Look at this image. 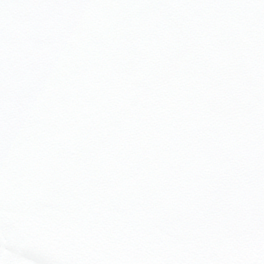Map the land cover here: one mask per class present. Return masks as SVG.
I'll return each instance as SVG.
<instances>
[{"label":"water","instance_id":"obj_1","mask_svg":"<svg viewBox=\"0 0 264 264\" xmlns=\"http://www.w3.org/2000/svg\"><path fill=\"white\" fill-rule=\"evenodd\" d=\"M0 222L66 264H264V0H0Z\"/></svg>","mask_w":264,"mask_h":264},{"label":"flooded vegetation","instance_id":"obj_2","mask_svg":"<svg viewBox=\"0 0 264 264\" xmlns=\"http://www.w3.org/2000/svg\"><path fill=\"white\" fill-rule=\"evenodd\" d=\"M31 247L34 245L23 246L22 240L0 229V264H52L39 260Z\"/></svg>","mask_w":264,"mask_h":264}]
</instances>
